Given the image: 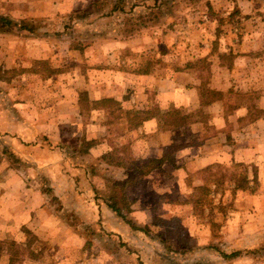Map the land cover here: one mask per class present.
<instances>
[{"label":"crops","instance_id":"crops-1","mask_svg":"<svg viewBox=\"0 0 264 264\" xmlns=\"http://www.w3.org/2000/svg\"><path fill=\"white\" fill-rule=\"evenodd\" d=\"M92 3L0 0V83L10 89L0 133L30 169L26 182L43 184L25 193L24 225L58 249L56 264H264V81L248 75L255 66L235 46L179 59L167 45L147 52L134 35L103 56L68 50L76 59L66 84L77 93L64 99L55 94L64 52L56 25ZM46 88L55 89L49 98Z\"/></svg>","mask_w":264,"mask_h":264},{"label":"rangeland","instance_id":"rangeland-1","mask_svg":"<svg viewBox=\"0 0 264 264\" xmlns=\"http://www.w3.org/2000/svg\"><path fill=\"white\" fill-rule=\"evenodd\" d=\"M92 1L90 6L84 8L76 6L77 10L69 13L61 25H56V31L61 35L56 45L62 47L64 52L63 86L61 91L57 89L55 94L64 99L70 100L72 92V97L77 93L76 86L70 89L66 84V77L70 74L66 72L75 71L70 61L76 59V54L72 57L67 53L68 50L79 49L81 51L79 58L85 59L87 54L83 53V50L93 51L98 48L97 51H102L100 56H103V53L113 49H121L120 45H123L121 42L134 35L141 36L137 41L138 46L148 49L147 52L151 47L162 49L167 45L170 49L174 48L175 56L179 59L184 53L187 55L194 52L199 53L201 57L207 45L213 48V54L217 52L218 44H227L231 48L235 46L238 55L246 56L243 57V63L250 68L255 66L248 75L257 79L262 78L261 81H264V0ZM210 29L211 38L210 34L205 33ZM170 31L175 35L166 43L164 34ZM152 32L157 35H151ZM202 36H205V39ZM52 42L54 45V41ZM152 51L154 52V48ZM96 55L99 56V52ZM230 58L228 56L227 59ZM207 73L205 70L203 75L206 77ZM0 77L7 78L5 74H0ZM3 83H0V109L6 111L9 109L6 93L9 94L10 89ZM43 90L44 97L49 98L55 89ZM38 92L40 89L31 88L32 95H38ZM116 112L118 120L126 122L123 114ZM114 120L111 122L118 132L121 128ZM6 136V133H0V264H56L59 259L58 249L53 248L48 242L39 240L27 229L28 224L24 225L26 220L23 215L24 204H28L25 199L28 194L25 193L32 187L39 189L43 184L35 182L31 186L26 182L34 178L29 176L30 169L23 168L21 158L8 151ZM38 219L37 214L32 216V220ZM79 226L81 238L86 241L87 231L82 230L81 221ZM82 250H78V256Z\"/></svg>","mask_w":264,"mask_h":264},{"label":"trees","instance_id":"trees-1","mask_svg":"<svg viewBox=\"0 0 264 264\" xmlns=\"http://www.w3.org/2000/svg\"><path fill=\"white\" fill-rule=\"evenodd\" d=\"M179 122V121H178Z\"/></svg>","mask_w":264,"mask_h":264}]
</instances>
